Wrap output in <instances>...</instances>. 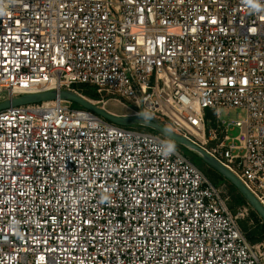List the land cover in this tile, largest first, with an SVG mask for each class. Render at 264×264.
I'll use <instances>...</instances> for the list:
<instances>
[{
	"label": "built area",
	"instance_id": "built-area-1",
	"mask_svg": "<svg viewBox=\"0 0 264 264\" xmlns=\"http://www.w3.org/2000/svg\"><path fill=\"white\" fill-rule=\"evenodd\" d=\"M77 84L198 144L264 206V8L0 0V103ZM169 143L61 99L0 110V264H264L251 208Z\"/></svg>",
	"mask_w": 264,
	"mask_h": 264
},
{
	"label": "water",
	"instance_id": "water-1",
	"mask_svg": "<svg viewBox=\"0 0 264 264\" xmlns=\"http://www.w3.org/2000/svg\"><path fill=\"white\" fill-rule=\"evenodd\" d=\"M57 99L66 100L78 104L81 108L90 110L98 114L99 116H102L106 120L120 126L132 127L135 125H139L146 128H150L155 132L165 136L169 140L195 152L209 167L218 172L221 176H223L232 185L236 187L239 193H241V195L245 198L248 205L252 208L253 211L257 213V215L261 218L262 222L264 223V206L254 196V194L244 185V183L235 173H233L222 162L213 157L201 146L194 143L181 133L175 131L170 126L157 120L151 119L143 110L140 111V115H116L106 110L103 106L97 105L94 101L87 98L86 96L80 93H76L74 91L67 90L47 91L43 93L27 94L21 97L13 98L12 100L1 102L0 110H4L11 106L38 104L44 101H51Z\"/></svg>",
	"mask_w": 264,
	"mask_h": 264
},
{
	"label": "trees",
	"instance_id": "trees-1",
	"mask_svg": "<svg viewBox=\"0 0 264 264\" xmlns=\"http://www.w3.org/2000/svg\"><path fill=\"white\" fill-rule=\"evenodd\" d=\"M74 89L79 92L80 94L86 96L87 98L94 100V101H99L101 100V95L98 93L97 88L93 85L90 84H77L74 86ZM77 107L81 108L78 104H75ZM137 127H142L146 128L143 126H137ZM148 131H153L150 128H146ZM188 151H190L188 148L184 147ZM192 152L195 157L199 160L202 161V159L193 151ZM198 167V166H197ZM199 168V167H198ZM211 169V168H210ZM202 170V169H201ZM203 171V170H202ZM213 171V172H212ZM210 173H205L215 184L218 183H224L227 184L232 200H230V207L232 210H236L237 207L239 206H249L245 198L239 193V191L236 189L234 185H232L227 179H225L223 176H221L218 172L215 170H212ZM250 207V206H249ZM251 208V207H250ZM252 220L254 222L253 225H249V221ZM250 220L247 221H240V225L244 233L246 234L248 240L252 244H256L258 242H261L264 240V223L262 222L261 218L257 215L255 211L252 210L251 208V213H250Z\"/></svg>",
	"mask_w": 264,
	"mask_h": 264
},
{
	"label": "rangeland",
	"instance_id": "rangeland-1",
	"mask_svg": "<svg viewBox=\"0 0 264 264\" xmlns=\"http://www.w3.org/2000/svg\"><path fill=\"white\" fill-rule=\"evenodd\" d=\"M107 99H109V97L105 96L104 101H105V109L108 110L109 112L116 114V115H131L132 112L129 110V108L127 106H125L124 104L120 103L117 99L115 98H110L108 101ZM94 101V100H92ZM96 102V101H95ZM70 104L73 107L79 108L76 105H74V103L70 102ZM100 106H103V103H101ZM244 117V112L240 109H231V110H223L221 112V119L222 120H226L227 122H232V121H236V120H240ZM139 125H135L132 126L133 128H140L143 130H147L146 128H142V127H137ZM240 133V129L238 127L234 128L233 130H231L229 132L231 137H236L237 135H239ZM173 142V141H171ZM177 148L187 157L189 158L196 166H198L200 169L203 170V172L205 173H210L213 169L211 167H209L204 161H199L195 155L188 151L187 149L184 148V146L179 145L175 142H173ZM211 168V169H210ZM213 172V171H212ZM217 185L222 186V189L226 192L227 195L230 196V199L232 200L229 188L227 186V184L224 183H218ZM238 208V207H237ZM236 208V209H237ZM235 211V210H234ZM249 221V218H245L242 219L241 221ZM254 222H252V220L249 221V225H253ZM259 243V242H258ZM257 244V243H256Z\"/></svg>",
	"mask_w": 264,
	"mask_h": 264
},
{
	"label": "clouds",
	"instance_id": "clouds-1",
	"mask_svg": "<svg viewBox=\"0 0 264 264\" xmlns=\"http://www.w3.org/2000/svg\"><path fill=\"white\" fill-rule=\"evenodd\" d=\"M246 3L250 6L251 9L253 10H261L264 8V4L261 3V0H246ZM168 152L174 151L175 150V145L174 144H167L166 145Z\"/></svg>",
	"mask_w": 264,
	"mask_h": 264
},
{
	"label": "snow or ice",
	"instance_id": "snow-or-ice-1",
	"mask_svg": "<svg viewBox=\"0 0 264 264\" xmlns=\"http://www.w3.org/2000/svg\"><path fill=\"white\" fill-rule=\"evenodd\" d=\"M17 23H19V22L17 21Z\"/></svg>",
	"mask_w": 264,
	"mask_h": 264
}]
</instances>
